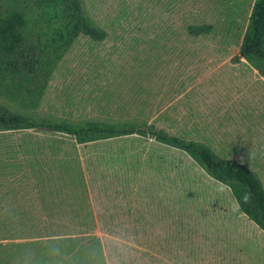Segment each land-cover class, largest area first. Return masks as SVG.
<instances>
[{"label":"rangeland","instance_id":"obj_1","mask_svg":"<svg viewBox=\"0 0 264 264\" xmlns=\"http://www.w3.org/2000/svg\"><path fill=\"white\" fill-rule=\"evenodd\" d=\"M252 1L81 0L85 15L103 30L105 39L90 49L88 40L78 37L58 63L53 82L67 87L74 84L71 75L77 71L85 73L90 68L100 73L101 78L83 82L78 96L79 115L102 120L135 117L151 123L150 118L159 111L154 122L164 123L168 113L160 110L171 101L170 107L178 113V106L185 102L175 100L181 92L188 91L183 99L196 98L201 102L203 95L213 94L218 100L225 94L231 100L229 107L241 106L251 111L248 118L232 117L226 122L241 123L251 146H257L252 150L256 161L262 163L263 172L258 174L257 166L247 167L256 174L264 191V82L250 69L230 65L237 62L233 57L237 55ZM37 16L39 23L46 18L45 14L32 18ZM54 25L51 21L50 27ZM202 25L210 30L196 37L188 34V27ZM82 64L85 68L77 69ZM46 91V98H51L44 103L46 113L52 102V107H56L55 98L64 99L71 92L51 87ZM11 105L10 112L27 114L16 104ZM36 112L46 114L39 106ZM52 113L59 117L58 110ZM141 151L161 156L165 174L148 169L143 160L136 180L130 181L117 202L111 200V188L110 193L91 196L90 200L82 196L74 199L75 203L89 204L98 228L66 248L63 246L70 256V250L77 253L83 264H228L226 256L234 258L229 264H264V233L238 212L224 184L214 181L201 166L183 159L173 149L146 145ZM215 152L226 154L222 150ZM41 157L47 160L48 154ZM0 160L8 162L6 158ZM40 168L34 172L9 167L0 170V193L7 194L2 208H24L31 203L33 212H39V194L57 191L59 183L70 186L68 181L55 179L53 164ZM46 201L54 211L62 210L61 201L75 208L66 193H53ZM229 224L239 225V230H233L239 238L230 236ZM240 247L245 249L243 254L237 252ZM226 248L229 253L223 255ZM221 255L224 261L212 262V258L216 260ZM62 256L55 264L71 263ZM44 264H52L51 258Z\"/></svg>","mask_w":264,"mask_h":264},{"label":"trees","instance_id":"obj_2","mask_svg":"<svg viewBox=\"0 0 264 264\" xmlns=\"http://www.w3.org/2000/svg\"><path fill=\"white\" fill-rule=\"evenodd\" d=\"M27 14L30 16L26 19ZM37 14L46 15L42 23H39L38 16L32 18ZM51 21L55 22L53 27H50ZM27 24L31 27L26 28ZM209 30L210 27L202 25L188 27L187 31L196 37ZM105 36L103 30L85 15L81 0H0V159L9 160L7 163L0 160V170L21 168L19 163L14 162L18 150H14L11 144L15 143L18 149L20 145L24 147L21 153L26 156L35 157L48 152L49 155L59 156L72 154L73 157L76 154L75 145L86 147L88 144L110 143L125 140L129 136L144 137L148 134L154 141L183 152L214 181L224 184L238 212L264 233V191L256 174L247 166L221 158L202 145L170 136L136 120L88 119L67 122L36 112L53 67L78 37L87 39V45L92 49L101 45ZM239 58L249 63L264 78V0H253L250 5L235 59ZM11 104H16L27 114L10 112ZM60 143L72 148L68 151L56 148ZM26 147L30 149L26 150ZM45 147L50 151L43 150ZM116 152L122 154L123 151ZM58 168L69 170L74 173L73 177H80L77 174L79 170H75L78 168L77 162L65 161ZM129 184L130 181H70L67 187L59 183L57 191L39 194V205L42 207L39 212H33L31 203L24 208H2L7 196L2 191L0 242L9 241L11 254L15 256L20 254L19 248L31 245L36 249L33 255L39 258L38 264H44L50 258L44 253L49 242H58L62 255L71 261L68 264H78L82 261L78 254L70 250V256L62 247L66 248L97 230L94 222L96 215L86 201L84 204L73 200L80 196L87 199L88 194L97 197L101 193H110L108 190L111 188L113 193L110 199L117 202ZM53 193L68 194L74 202L69 204L75 208L68 206L67 201H61L62 210L54 211L53 205L46 201ZM70 222L73 224H68ZM26 253L29 252L22 255Z\"/></svg>","mask_w":264,"mask_h":264},{"label":"crops","instance_id":"obj_3","mask_svg":"<svg viewBox=\"0 0 264 264\" xmlns=\"http://www.w3.org/2000/svg\"><path fill=\"white\" fill-rule=\"evenodd\" d=\"M235 57L233 58L235 59ZM236 61L237 62L231 63L230 65L231 66L238 65L242 68H248L252 71V73L258 75L260 77V80L264 82V78L260 74H258V72L249 63L245 62L241 58H239L238 60L236 59ZM58 63L55 64V66L53 67L52 73L49 78V82L46 84L43 94V99L41 104L39 105L40 111L44 113L48 111L47 107H45L44 105L46 101H49L51 99L50 97L49 99L46 98V96H48L46 95L47 94L46 90L48 87H51L52 89L57 88L59 90H61L62 88L64 89L66 88V89H70L71 92L68 93L64 97V99L63 97H60V99L59 98L54 99L56 103V107L60 105L59 107L57 108L52 107L54 104L53 102L52 103L50 102L52 104L50 105V107L48 106L49 110L51 109L55 113L58 110L59 117L51 115L53 114L51 110L49 111V113L46 114L40 113V115L46 117H52L54 119L67 121V122H78V121H85L90 119V118H83L79 115V106H80L79 102L81 100V97L78 96V94L82 93V85L85 80L87 79L93 80V78H96L97 76L101 78L100 73L92 72L90 71V68H89V72H85V73H80L79 71H77L71 75V77H73L74 79V84L69 85L67 87H63L60 84L58 85L57 82L56 84L55 82H53L55 79V75H56L55 72L57 70ZM81 66L84 67V64L79 65L80 68L77 69H81L82 68ZM89 91L91 93V90ZM187 92L188 91H186L185 93L181 92L180 95L175 99V100H185L184 104L178 106L179 109L178 113H177V109L170 107L171 101H169L162 107L160 112L164 114L168 113V117L164 116L165 117L164 119H166L164 123L154 122V120L157 118L155 116L158 115L159 111L152 118H150L151 123L142 122L136 119L135 117L130 120H136L139 123H144L146 126L147 125L153 126L154 129L161 130L170 136H176L179 139L191 141L196 144L202 145L213 151L216 155L217 153L215 152V150L225 151L226 154L218 155V156L221 158L234 160L237 163L245 166H250V167L257 166L258 168L256 172L258 174L262 173L263 172V169L261 167L262 163L256 161L257 159L254 157L255 154L253 153L252 150L253 148H257V146L256 145H254L253 147L251 146L249 134L248 133L246 134L244 128L241 126V123L231 124L226 122L227 121L226 119L232 117H239L240 119L245 117L248 118L249 116H252L251 111L245 110L241 106H239L238 109L229 107L231 100L227 99V96L225 94L224 96L220 97L218 100H215V98L217 97H215L213 94L203 95V101L201 102L196 98L183 99ZM62 99L63 102L61 103ZM90 101L91 100L89 99L88 102L89 104ZM118 119L122 120V118H118ZM223 119H225L224 122L221 121ZM90 120H98V119L92 118ZM145 140H148V143L149 142L151 143L147 144L145 143ZM11 145H13L14 150H18L17 158H15L16 160L14 162L19 163L21 168L34 172L41 170L40 168L41 165H45V164L48 165V163L49 164L51 163L55 167V176H56L55 179L57 181H62V182L63 181H68V182L70 181L71 182L72 181L73 182L74 181H83V182L135 181L137 175H139L140 173L139 170L141 168V165L143 164V160H144V164H147L148 169L155 168L157 171H161V174L163 173L165 174L166 169L161 167L163 158L161 156H157L155 153L153 154H147L146 152L142 153L141 150L145 149L146 145L149 146L153 145L154 147L161 146L168 149L169 151L173 149L169 146L154 141L153 138H151V136L148 134H146L144 137L129 136L125 138V140L112 141L110 143L88 144L86 145V147L75 145L74 147L76 150V154L73 157L72 154H67V156H62V155L59 156L58 154L49 155V153L46 152L48 154L47 160L42 159L41 155L43 153L35 157L26 156L23 153H21L24 147L20 145L18 149V147H16L17 143ZM57 146L59 147L56 148H60L66 151L72 148L65 143L57 144ZM28 149H30V147H26V150ZM43 150L50 151L47 147H45ZM117 150L120 151L122 150L123 151L122 154H118L116 152ZM173 150L177 151L176 149ZM177 152L178 154H181L183 156V159L187 158L189 161L192 162V160L186 154H184L181 151H177ZM65 161H68V163L70 161L77 162L78 168H76L75 170L76 171L79 170L80 173L77 172V174L80 176L79 178L73 177L74 173L70 172L69 170L62 171L58 168L59 166L63 165V162ZM169 163L171 164V162ZM124 177H128V178H124ZM87 199L89 200L91 199L90 194L87 195ZM229 226L231 227L229 231L232 233V235L230 234V236L231 237L234 236V238H239L238 234L233 233V230L236 231L237 229L238 230L240 229L239 225L229 224ZM95 228L97 229L98 226L95 225ZM226 240L229 241V236L228 237L226 236ZM27 248L28 249H26L25 247L19 248L20 254L15 256L11 254L12 248L10 246L9 241L0 242V264H22L23 258L25 256L22 255V253L29 252L33 254L36 251V249L34 250L31 247H27ZM244 251L245 249L243 247H240L237 250L238 254H243ZM226 252L229 253L227 248L224 250V252H222V254L223 253L225 254ZM232 253L234 254V251H232ZM78 256L80 257V255ZM222 258H223L222 255L218 257V259L216 260H213L212 258V262L218 263V261H224ZM225 259L228 264L229 261L232 262V260H234V258L229 256H226ZM78 264H83V260L80 261Z\"/></svg>","mask_w":264,"mask_h":264},{"label":"clouds","instance_id":"obj_4","mask_svg":"<svg viewBox=\"0 0 264 264\" xmlns=\"http://www.w3.org/2000/svg\"><path fill=\"white\" fill-rule=\"evenodd\" d=\"M44 253L51 258L52 264H55V261L62 255L61 245L58 242H49L44 249ZM38 259L32 253H26L23 264H38Z\"/></svg>","mask_w":264,"mask_h":264}]
</instances>
